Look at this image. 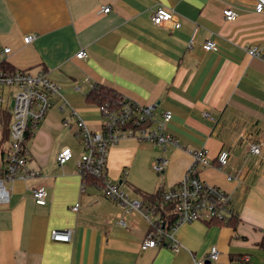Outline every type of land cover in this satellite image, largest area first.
<instances>
[{
  "label": "crops",
  "instance_id": "0c3cea01",
  "mask_svg": "<svg viewBox=\"0 0 264 264\" xmlns=\"http://www.w3.org/2000/svg\"><path fill=\"white\" fill-rule=\"evenodd\" d=\"M105 5L111 11L103 12ZM159 6L174 10L180 26L154 24ZM227 7L236 19L225 17ZM254 7L255 0H0V62L48 72L62 94L27 142L37 175L5 182L0 264H196L208 259L212 245L220 249L214 264H264V22ZM27 35L36 38L27 43ZM208 39L216 50L204 48ZM252 47L260 55L249 54ZM82 49L87 56L78 58ZM96 85L154 104L152 127L170 111L167 131L178 141L166 149L134 137L118 142L109 151L108 178L143 201L137 188L169 189L185 176L192 152L204 148L211 163L199 176L232 194L236 227L186 222L175 231L178 250L171 239L143 248L150 222L142 212L128 211L87 182L82 190L84 148L74 127L79 117L92 130L102 127L100 104L87 100ZM253 143L261 153H252ZM65 146L73 156L61 164ZM222 150L230 153L223 168ZM158 156L169 160L162 179L150 168ZM40 186L47 191L43 205L33 197ZM54 229H71V241L53 240Z\"/></svg>",
  "mask_w": 264,
  "mask_h": 264
},
{
  "label": "built area",
  "instance_id": "2783aa9c",
  "mask_svg": "<svg viewBox=\"0 0 264 264\" xmlns=\"http://www.w3.org/2000/svg\"><path fill=\"white\" fill-rule=\"evenodd\" d=\"M255 11L262 15L264 22V0H255ZM103 12L111 11L109 5L102 7ZM228 20L237 17V11L232 7L224 10ZM154 24L161 26L174 22L175 27L180 23L176 20L174 10L164 6L156 8L152 15ZM198 31L195 28L193 37ZM35 35H27L24 40L27 43L35 40ZM206 50H216L218 44L213 39H208L204 43ZM4 51H10L6 47ZM249 54L260 55L257 47L248 48ZM76 56L84 58L87 52L82 49ZM0 86L13 88L12 97L5 98L0 96V153L6 155V167L0 175V203L8 202L9 190L5 182L15 179H29L37 175V171L29 165L30 152L27 142L34 134L38 124L47 116L53 106L54 97L62 96L60 85L56 83L46 71L31 73L24 69L17 71L0 70ZM154 104L141 105L132 100L120 99L119 101H105L100 104V110L104 118L102 127L99 130H92L79 117L75 123L74 134L82 143L84 153L78 162V171L83 179L82 190L86 188L87 178L92 175L104 181L103 191L105 195L128 211L138 210L142 212L150 222V228L143 240L142 247H155L171 239V247L178 250L175 231L182 223L197 220L218 219L225 222L237 215L233 206V196L223 188L207 183L199 176V170L211 163L207 151L204 148L192 152L193 162L188 168L185 176L175 185L164 190L162 197L165 203H173L176 206L177 220L169 229L160 213L154 207H147L143 201L133 198L122 189L121 185L110 180L106 174L109 151L111 146L126 138H137L142 141L152 142L161 145L166 149V144L178 141L167 131V123L172 119L170 111L162 113V119L155 122ZM11 113V122L7 126V115ZM75 113V112H74ZM65 127L72 128L69 120L63 122ZM9 131V145L6 148V141L3 139L5 128ZM252 153H261V145L253 143ZM73 156L70 147L65 146L58 155V161L62 164L69 161ZM220 167L228 165L230 153L222 150L218 157ZM169 160L166 157L158 156L152 161V168L161 173L164 172ZM232 176L229 175V179ZM33 197L38 204H46L47 191L40 186L33 191ZM80 203L73 206L78 210ZM123 222V221H122ZM51 237L55 241L69 242L72 239L71 229H54ZM220 258V249L217 245H212L209 250L208 259L216 262ZM196 264H206L204 260H196Z\"/></svg>",
  "mask_w": 264,
  "mask_h": 264
},
{
  "label": "trees",
  "instance_id": "16d2710c",
  "mask_svg": "<svg viewBox=\"0 0 264 264\" xmlns=\"http://www.w3.org/2000/svg\"><path fill=\"white\" fill-rule=\"evenodd\" d=\"M0 70H6V71H17L18 69L15 68L11 63L7 61L0 62ZM122 99V96L120 93L116 92L112 87H108L106 85H96L94 86L90 92L87 94V100L91 103H97L101 104L105 101H119ZM7 117V126L11 122V113L6 116ZM3 139L7 142L9 140V131L8 127L5 128ZM5 153L4 148L3 152L0 153V175L3 173L6 167V161L3 160ZM220 165V164H219ZM87 184L95 185L101 189L105 187V183L103 180L90 175L87 178ZM142 196H143V202L146 204L147 207H154L155 211L157 213H160L162 218L164 219L166 223V229L169 230L176 222L177 220V213H176V206L173 203H165L162 197V194L164 192V189H158L156 192L148 193L141 189H136ZM237 216V215H236ZM234 216L230 219V221L225 222L223 220L218 219H212L207 220L208 223H217L219 225H231L236 227V224L238 223L237 217ZM259 246L264 248V235L259 242Z\"/></svg>",
  "mask_w": 264,
  "mask_h": 264
},
{
  "label": "rangeland",
  "instance_id": "374dc122",
  "mask_svg": "<svg viewBox=\"0 0 264 264\" xmlns=\"http://www.w3.org/2000/svg\"><path fill=\"white\" fill-rule=\"evenodd\" d=\"M13 90H15V89H13V88H9V87H2V86H0V96H2V97H5V98H11L12 97V95H13V92H15V91H13ZM13 91V92H12ZM7 125V124H6ZM148 142V141H147ZM149 143H152V142H149ZM152 144H155V143H152ZM8 145H9V141H7L6 143H5V146H6V148L8 147ZM6 156V155H5ZM154 160V159H153ZM150 168L152 169V171L154 172V173H156V175H158V176H160L161 175V179H162V173H159V172H157V171H155L153 168H152V161H151V164H150ZM134 212H136V213H139L138 211H134ZM135 214V213H134ZM218 261H216V262H211L210 264H214V263H217Z\"/></svg>",
  "mask_w": 264,
  "mask_h": 264
},
{
  "label": "water",
  "instance_id": "95a60500",
  "mask_svg": "<svg viewBox=\"0 0 264 264\" xmlns=\"http://www.w3.org/2000/svg\"><path fill=\"white\" fill-rule=\"evenodd\" d=\"M121 183H122V181H121ZM209 263H211V260L207 259L206 264H209Z\"/></svg>",
  "mask_w": 264,
  "mask_h": 264
}]
</instances>
